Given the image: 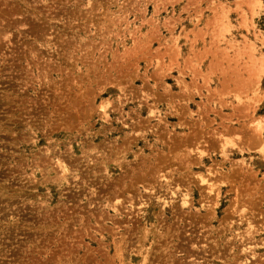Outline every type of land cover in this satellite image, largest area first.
Instances as JSON below:
<instances>
[{
	"label": "rangeland",
	"instance_id": "obj_1",
	"mask_svg": "<svg viewBox=\"0 0 264 264\" xmlns=\"http://www.w3.org/2000/svg\"><path fill=\"white\" fill-rule=\"evenodd\" d=\"M263 60L264 0H0V264H264Z\"/></svg>",
	"mask_w": 264,
	"mask_h": 264
},
{
	"label": "bare ground",
	"instance_id": "obj_2",
	"mask_svg": "<svg viewBox=\"0 0 264 264\" xmlns=\"http://www.w3.org/2000/svg\"><path fill=\"white\" fill-rule=\"evenodd\" d=\"M240 2H241V1H240ZM251 3H252V2H251ZM249 4H250V3H249ZM254 4H255V3H254ZM249 6H250V5H249ZM251 7H252V6H251ZM223 9H224V8H223ZM224 10H225V9H224ZM254 11H255V10H254ZM223 12H224V11H223ZM224 13H225V12H224ZM228 13H229V12H228ZM214 14H215V13H214ZM219 14H220V13H219ZM221 14H223V13H221ZM221 14H220V15H221ZM242 14H243V13H242ZM252 17H253V16H252ZM216 18H217V17H216ZM220 18H221V16L219 17V20H220ZM224 18H225V17H224ZM214 19H215V18H214ZM221 19H222V18H221ZM219 20L216 19V21H219ZM211 21H212V20H211ZM213 21H214V20H213ZM216 21L214 22L215 24H216ZM251 21H252V18H251ZM214 23H213V25H214ZM210 24H211V23H210ZM219 24H221V22H220ZM225 24H226V23H225ZM243 24H245V22H243ZM216 25H217V24H216ZM253 25H254V24H253ZM218 26H219V25H218ZM221 26H222V25H220V27H221ZM225 27H226V26H225ZM254 27H255V26H254ZM219 33H222L221 30H220ZM219 35H221V34H219ZM215 38H216V37H215ZM220 40H221V39H220ZM218 43H219V42H218ZM214 45H215V44H214ZM221 52H222V51H221ZM204 53H205V52H204ZM222 53H223V52H222ZM206 54H207V52H206ZM212 57H213V54H212ZM218 59H219V58H218ZM221 59H222V58H221ZM252 59H253V58H252ZM231 60H232V59H231ZM185 61H186V60H185ZM212 61H213V60H211V62H212ZM263 61H264V60H263ZM217 62H218V61L216 60V62H215L216 64L213 63L212 66L214 65V67H215V65H218ZM219 62H222V60L219 61ZM229 63H230V62H229ZM221 64H222V63H221ZM221 64H220V65H221ZM260 64H261V62H260ZM220 65H219V66H220ZM210 66H211V65H210ZM221 66H222V65H221ZM221 66H220V67H221ZM231 66H233V65H231ZM234 66H235V65H234ZM262 66H264V65H262ZM217 67H218V66H217ZM222 67H223V66H222ZM236 67H237V66H236ZM211 68H213V67H211ZM211 68H210V70H211ZM221 69H222V68H221ZM238 69H240V68H238ZM238 69H237V70H238ZM213 70H217V69L215 68V69H213ZM256 70H257V69H256ZM256 72H257V71H256ZM263 72H264V71H263ZM203 75H204V74H203ZM237 75L240 77L239 74H237ZM204 76L206 77L207 75H204ZM239 77H237V78H239ZM207 78H208V77H207ZM209 79H210V78H209ZM207 80H208V79H207ZM224 80H225V79H224ZM259 80H260V79H259ZM222 82H223V81H222ZM222 82H221V85H222ZM223 84H224V83H223ZM221 85H220V86H221ZM104 102H105V101L103 100V103H104ZM101 103H102V102H101ZM103 103H102V106H100V107H103L104 110H105L106 107H107V105H106V104H103ZM100 105H101V104H100ZM109 105H110V104H109ZM109 105H108V106H109ZM107 109H108V108H107ZM105 112H106V110H105ZM106 113H107V112H106ZM105 115H106V114H105ZM259 127H260V126H259ZM255 131H256V129H255ZM259 131H260V130H259ZM259 134H260V133H259ZM260 135H261V134H260ZM223 140H224V139H223ZM225 140H226V139H225ZM261 141H262V140H261ZM225 142H226V143H225L226 146H228V143H232L233 141H232V142H229L228 140H226ZM263 143H264V142L262 141V144H263ZM226 146H225V147H226ZM61 159H62V158H61ZM62 162H63V161H62ZM61 164H62V163H61ZM61 168H63L64 173H62V174L64 175V174L68 171V169H67L66 165H61ZM60 170H61V169H60ZM60 170H59V171H60ZM60 173H61V172H60ZM67 173H68V172H67ZM59 175H60V174H59ZM63 175H62V178H63ZM60 176H61V175H60ZM66 176H67V175H66ZM66 176H65V177H66ZM66 178H67V177H66ZM66 178H64V179H66ZM202 179H203L204 181L209 182V181H208L209 179H207L205 176H202ZM212 184H213V183H212ZM212 184H211V185H212ZM211 207H212V206H211ZM251 246H252V245H251ZM148 253H149V250H148ZM146 260H147V257H146V259H145V262H146ZM145 262L143 261V263H145Z\"/></svg>",
	"mask_w": 264,
	"mask_h": 264
}]
</instances>
